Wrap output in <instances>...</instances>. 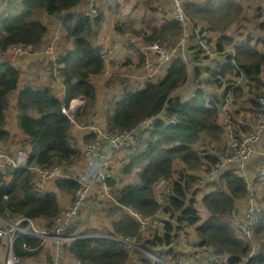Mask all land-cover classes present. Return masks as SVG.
<instances>
[{"label":"trees","instance_id":"trees-1","mask_svg":"<svg viewBox=\"0 0 264 264\" xmlns=\"http://www.w3.org/2000/svg\"><path fill=\"white\" fill-rule=\"evenodd\" d=\"M81 2L5 0L0 7V55L9 53L14 47L39 48L46 44L49 25L42 18L43 13L52 17L62 16L65 35L71 40V46L65 52L48 61L54 71L53 75L57 72L56 78L61 79L64 85L62 95L56 93L57 89L50 85H39L38 88L24 85L19 88L22 71L10 61H0V150L9 153L13 151V145H10L12 131L6 127V114L10 95L17 89L16 126L25 134L21 144L27 150L30 149L24 167L0 166V216L9 220L24 216L33 220L45 218L50 220L46 226L51 229V221L61 209L58 195L54 189H49L48 183L46 191L37 188L31 166H71L79 157L80 150L74 144L71 130L73 125L63 108L73 98L84 99V107L75 114L80 117L90 113L98 103L99 92L91 76L105 72L109 50L92 40V36L97 33L95 27L103 20L102 12L92 17L83 11H73ZM262 9L258 5L255 13L262 15ZM184 10L191 19L187 27L196 42L188 48L190 59L198 57L197 52L201 54L202 51L196 41L198 29L203 31L207 28L210 34L219 32L217 38L211 36L209 41L213 42L212 47L217 54L223 55L225 62L216 61L219 62L218 69L214 70V66L210 69L208 83L225 87V93L231 92L237 101L243 94H250L248 101L254 104L253 96L261 93L264 87V39L253 34L245 38L244 32H241V39L235 44L237 53L234 59L227 48V45L235 41L234 37L228 35V29L242 16L243 5L237 0H195L186 3ZM261 28L264 29V24ZM116 30L128 33L121 24L116 26ZM131 32L142 36L145 44L149 45L173 38L177 40L183 34L184 26L171 15L159 25L152 26L149 33L135 28ZM256 41L261 42L262 50L255 46ZM144 53L140 58L142 65L151 52L144 50ZM129 63L131 61L127 60ZM187 69L188 64L177 56L161 79H147L141 88L125 90L114 103V111L106 120L108 130L131 129L140 126L144 120L156 119L151 126L153 128L147 131L148 136L139 140L131 153L117 160L126 162L123 166L125 174L131 173L135 166L143 163L138 178L119 188L116 180H108L113 188V209L120 212L119 217L113 219L108 228L90 226L77 220L67 229L66 235L78 237L67 241L64 250L78 259L80 264H124L131 252L125 248L124 243L95 235L124 237L141 233L140 223L132 211L165 220L161 231H151L150 239L142 242V247L148 251H166L172 258L179 252L174 250L173 245L185 223L192 225L199 222L201 216L196 205L198 197H201V180L220 162L219 148L212 140L220 138L223 129L218 122L213 100L207 99V90L201 87L200 67L193 68L194 79L189 84L193 91L189 97H184L182 92L178 93L188 81ZM238 78L244 79L242 84L237 85ZM226 80L228 84L223 86ZM245 87L248 88L247 92ZM240 102H244L240 104L242 108L247 107L242 97ZM240 112L241 109L236 113ZM166 118L176 122L166 123ZM232 121L236 122L237 118L234 116ZM203 135L210 140H203L201 145L196 146ZM84 138L90 142L95 139V135L89 133ZM140 143L142 147H139ZM174 161L182 162V167H174ZM75 178L57 179L55 186L58 190L74 195L79 188V181ZM211 182L214 184H211V191L202 197L209 215L197 227L203 243L211 245L219 253L230 255L232 264H264V215L256 227L259 246L255 253L250 240L238 236L235 227L223 220L236 208L238 200L247 195L248 189L243 178L234 170H229L224 181L213 179ZM160 188L163 189L162 194H158ZM139 240H142V236ZM1 242L3 238H0ZM42 244L40 238L17 232L11 248L20 259H26L39 254ZM140 256L142 264H154L146 254L141 252ZM191 258L198 260L196 253H192ZM244 258L248 260L242 262Z\"/></svg>","mask_w":264,"mask_h":264},{"label":"rangeland","instance_id":"rangeland-1","mask_svg":"<svg viewBox=\"0 0 264 264\" xmlns=\"http://www.w3.org/2000/svg\"><path fill=\"white\" fill-rule=\"evenodd\" d=\"M238 2L243 5V14L240 18H242L239 22L238 19L237 22H234L230 28L228 29V35L235 38V41L232 42V44L229 46L227 45V48L231 51V55H235L237 53V49L235 47V44L241 39L239 38V34L241 32H244L245 38H247L250 35H255L256 37H262L264 39V29L261 28V25L264 24V0H237ZM5 0H0V7L4 5ZM152 6V8L150 7ZM259 6H261L262 9V15H259L255 13V9ZM99 11L102 12L103 20L98 23V26L95 27V30H97V33L92 36V40L96 44H100L104 49L109 50V52L106 54V69L105 72L99 75L91 76L92 80L95 82V86L98 89V103L94 106L93 110L88 114H82L80 117H77L75 114L77 112H80L82 108L84 107L85 101L84 99L78 98V99H71L70 103L76 102V111L74 115L71 118H75L74 123H72V133L74 136L79 134V130H75V128H82L83 133L85 136L89 133H95L93 131V124L96 126H100L103 128V130L107 131L106 126V120L110 113L114 111L113 106L114 103L122 96V93L125 90H136L138 88H141L144 84V81L147 79L158 81V79L164 75H160L158 77H148L147 72L145 70V66L142 67V62L140 61L141 54L144 53V50H146V47L148 46L145 44L144 39L142 36H139L133 32H131V29H142L143 32L149 33L152 29V26L159 25L160 24V18L163 17L161 20L162 22L166 19L165 17L171 16L173 14L171 1L169 0H103L101 2V6L99 8ZM255 14V15H254ZM174 15V14H173ZM62 17V16H61ZM61 17H50L46 13L42 14V18L44 21L49 25V32L46 36V44L44 43L39 48L34 47H26L24 49H14L11 50L9 53L5 55H0V61H10L13 63L14 66H16L18 69L22 71V80L21 85L19 88L24 87V85H32L34 87H37L39 85L41 86H48L50 85L54 89H57L58 94H64V85L61 82V79L56 78L58 75L50 68L48 61L56 59L59 53L65 52L68 47L71 46V40L65 35V30L62 27L61 23ZM151 17H154L153 19ZM248 22V23H247ZM121 24L125 32H128L126 34L120 33L116 30V26ZM205 24V23H204ZM190 33V39L188 41V45H195V39L191 37V31L188 29ZM210 33V32H209ZM222 33V32H221ZM210 36L208 39L211 38V36H217L219 35V32L215 34H209ZM165 44L166 49H170L174 47V38L163 41ZM211 46H213V42H211ZM229 46V47H228ZM255 46L262 50V44L259 41L255 42ZM203 47V46H202ZM203 52H205V49L201 51V54H199L198 57L190 59L189 55L186 56L184 61L188 64V81L183 85L179 90L178 93L182 92L184 97H189L190 93L193 91V89L190 91L189 84L194 79V70L195 67L201 68V80L202 85L201 87L205 88L207 90V99L210 100L212 96H215L216 93H224L226 90L225 87H218L216 85H212L208 83L209 75H210V69L213 66H217L219 62L222 63L225 62V59L222 54H217L218 57L215 55H210L205 52L204 56H202ZM151 59L154 60V56L150 55L148 56ZM147 58V57H146ZM145 58V59H146ZM144 59V55H143ZM127 60H130L131 63L127 64ZM145 65V63H144ZM229 76V75H228ZM233 76V75H232ZM110 78V81L108 80ZM144 78V79H143ZM160 78V79H161ZM242 82V78L238 79ZM225 83V84H224ZM223 83V86H226L228 84V81L226 80ZM245 85V83H244ZM247 89L245 87V92H247ZM19 89L16 90L18 93ZM17 93H14V96L10 95V105L8 108V113L6 114V127L9 128L12 131V136H14L15 144L12 147V152L10 155L13 157V155L20 151H27L26 147L23 146L21 143L24 142L25 134L24 132L16 126V116L18 113V110L15 106L16 103V95ZM176 94V93H174ZM173 94V95H174ZM243 97H246V94L242 95ZM78 101V102H77ZM238 106V105H237ZM236 106V107H237ZM235 108L233 106L230 111H232ZM67 111V109H66ZM67 116L69 117L68 113ZM164 117V116H163ZM70 119V117H69ZM167 119V118H166ZM168 120V119H167ZM228 119H224L222 121H219L221 125L226 124ZM89 128H92L90 131ZM14 130V131H13ZM73 136L74 144L76 146H79V150L83 151L81 152V163L83 164V167L81 168H75L76 171V177L75 179H80L79 173L82 176L83 171L86 167L87 157L85 155V152L87 150V147L90 143H87L85 138L83 139L85 143L83 145H80L76 138ZM148 136V135H147ZM208 137L206 135H203L200 140L196 143L197 145H201L203 140H207ZM209 140V139H208ZM21 145V146H20ZM143 145L140 143L139 147H142ZM82 149V150H81ZM113 149H115L113 147ZM20 150V151H17ZM30 152V149H28ZM1 151V150H0ZM127 153V150H123L121 152V148H118V150L110 155V162L109 164V170L111 167H113L114 163L117 162V160H120L123 158V156ZM20 156V155H19ZM126 162L120 161L119 166L121 168V171L117 173L114 178L116 179L117 187H123L125 184L135 181L138 178V172L142 169L143 163L138 164L134 167L133 171L129 174H125L123 171V166ZM174 167L179 168L182 167V162L180 163L177 161H174ZM72 167L70 165L63 166L61 170L58 172V176L54 179L56 181L57 179H68L67 173H70V170ZM214 185V184H213ZM100 183L95 182L94 185L90 186V193L85 199L84 206H81L80 213L71 221V224L74 223L77 220H82L83 224L88 223L90 226L94 227H110L111 221L115 218L119 217V211L114 210V198H113V188L109 187L108 194L103 193L100 198H98V194H96V191L99 189ZM116 188V186H114ZM163 189L158 190V194H162ZM262 194H264V183L262 184ZM206 191L202 190L201 196L203 197ZM71 195V194H70ZM76 199V193L74 195H71V201L70 203L64 208L65 210H68L72 204L74 203ZM58 201L60 204V200L58 197ZM196 208L199 211V214L201 216V219L199 222L195 223L192 226H187L185 230H181L179 232V235L177 236V240L174 241L173 248L174 250L179 251V249H184L183 246V240L187 244H195L202 241L201 235L197 232V227L202 224L204 219L209 215L208 210L203 205L202 202H200V197H198V203L196 205ZM1 221L3 222L6 229L11 227V221L1 218ZM70 224V225H71ZM232 226L235 227L237 235L242 237V234L239 229L236 228V225L234 222H232ZM154 229H157V232H160V228H153L150 226L146 232H142V240H139V243L137 242L136 246L128 247L127 248H133L129 249L131 252H129V257L127 260H125L124 264H142L140 253H144L147 256L152 259L154 264H157L160 262L162 264H171L174 262L176 257L172 258L166 251H160L158 249H152L151 251H148V249L142 247V242H144L146 239H150L151 231ZM66 234V233H65ZM152 235V234H151ZM95 236L100 237H107L109 235L105 234H96ZM42 240L49 239L44 237H37ZM64 239L62 237L58 241H61ZM53 240V239H52ZM67 240H71V238H66L64 242ZM251 243L250 245L253 247V249L257 248L259 246V240H257L256 234L252 235V238H250ZM56 242L55 240H53ZM195 248V247H194ZM201 249V248H200ZM154 252V253H153ZM253 253H255V250H253ZM156 255L155 258L152 257V255ZM63 258V252L54 255V260L58 257ZM160 257H162V261L160 260ZM53 260V261H54ZM245 261V259L243 260ZM242 261V262H243ZM167 262V263H166Z\"/></svg>","mask_w":264,"mask_h":264},{"label":"built area","instance_id":"built-area-1","mask_svg":"<svg viewBox=\"0 0 264 264\" xmlns=\"http://www.w3.org/2000/svg\"><path fill=\"white\" fill-rule=\"evenodd\" d=\"M102 1L103 0H87L84 13L92 17L98 16L100 14L98 6H100ZM170 1L173 14L181 21L184 26V32L177 40H174L175 46L170 49L164 47L165 44L163 41L160 43L157 41L146 47V50H150V55L154 56V60L147 57L144 61L145 65L144 63L142 65V67L145 66L148 77H157L162 74L170 66L175 57L182 56L185 58L188 56L189 45L187 43L190 39V33L187 26H189L191 19L185 13L184 7L187 2L195 0ZM209 34L207 28L203 31L198 29L196 41L201 47L203 46L202 50L204 48L206 53L216 55L217 52L211 46V42L208 39ZM14 49L24 48L14 47L12 50ZM205 52L203 53L205 54ZM235 57L234 55L233 59ZM263 93L264 87L261 93H256L253 96L254 104L249 103L246 108H242L239 104L234 103L231 92H229V94L216 93L215 96H212L218 110L219 121L226 118L228 121L226 124L221 125L223 128L221 137L215 139L216 141L211 139L214 144L217 143L216 145L219 148L218 156L220 162L218 165L211 168L208 176L205 175L207 177L201 180L200 185L202 190L208 192L211 184H213L211 180L217 179L224 181L226 173L229 170H234L243 178L248 189L247 195L244 199L237 202L236 208L226 217V220L230 225L234 222L236 228L240 230L242 237H246L249 240L256 231L260 216L264 213V194L261 193L262 184L264 183V146L262 145L264 141ZM215 98H217V100H215ZM76 106L77 104L75 102L71 104L70 108H63V111L68 113L72 121H74V117L71 118L74 115L73 108L76 110ZM233 106H235V108L230 111ZM240 109L241 112L237 114L236 112ZM234 116L237 118L236 122L232 121ZM155 119L156 118L144 120L141 122L140 126L122 131H106L103 130L102 127L93 124L95 139L89 142L90 144L85 152L87 157L86 172L78 179L80 184L75 192L76 199L68 210H65V207L60 209L59 213L51 221V229L46 227V230H40L35 227L33 219L26 216L20 217L14 222L11 221V227L6 229L1 221L2 217H0V238L8 239L9 252L6 264H18L19 262V257L15 255L11 249L12 242L17 232L30 236L52 238L58 245V254L62 253L63 241L68 238L65 233L72 225L71 221L80 213L81 206H84L85 199L90 193V186L92 187L95 182L100 183V187L96 191L98 198H100L103 193L108 194L109 192L110 184L108 180L111 179L119 169L117 167V162H115L113 167L109 170L108 162L111 160L110 155L114 154L118 148H121V151L134 148L139 140L147 134V131L151 129ZM168 121L175 120L168 119ZM89 129L90 131L92 130V128ZM113 147L115 149H113ZM27 158L28 151H20L17 155L15 153L13 157L7 151H0V165L2 167L8 165L22 166L25 164ZM251 162H254V168L249 166ZM62 168L63 166L61 165H54L48 168H36L35 185L37 188H46L47 183L54 181L58 176L59 170ZM73 176L72 172L67 173L68 178ZM161 183H163V181H161ZM132 213L140 223L141 233L133 236L126 235L124 237L110 236V239L123 242L126 248L127 246H136L137 242L139 243L142 232H146L150 226L161 229L165 222L161 217L152 218L150 216H142L134 211H132ZM24 221L27 222V225H23ZM47 222H50V220ZM62 237H64V239L58 241ZM70 237L72 238L73 236ZM183 246L184 249H179L176 259L171 264H232L230 255L219 253L210 245L203 243L187 244L183 240ZM192 253H196L198 260L191 258ZM152 257L155 258L156 255H152ZM160 260L162 261L161 258ZM53 264H62L61 256L55 259ZM160 264L162 263L160 262Z\"/></svg>","mask_w":264,"mask_h":264},{"label":"crops","instance_id":"crops-1","mask_svg":"<svg viewBox=\"0 0 264 264\" xmlns=\"http://www.w3.org/2000/svg\"><path fill=\"white\" fill-rule=\"evenodd\" d=\"M100 6H101V4H100ZM84 8H85V0H82V2L77 7H75L73 9V11H83ZM164 18H165V16H164ZM162 19H163V17L160 18V23H162V21H161ZM262 48H263V46H262ZM214 68H215L214 70L218 69V65L214 66ZM262 79L264 81V65L262 68ZM14 93H17V92L14 91L11 94V96L12 95L14 96ZM75 130L80 131L79 134H77L75 136L76 141L80 145H83L85 143L83 140L85 135L82 134L83 129L82 128H75ZM14 144H15V139H14V136H12L11 141H10V145H14ZM48 187H49V189H54L57 192V195H58L59 200H60L61 208L66 207L70 203L71 195L69 193L62 191V190H58L55 186V183H52V182H48ZM47 221L48 220L45 218H38L35 220V223L39 229H45L47 227L46 226ZM6 246H7V248H6ZM8 250H9V248L7 245V240L5 238H3V242L0 243V264L5 263V259H6L7 254H8ZM255 250H257V248ZM55 253H57L55 242L49 238V239L43 240L42 250L39 252V254H37L36 256L30 257V258L21 259L19 264H52L53 260H54ZM62 261H63V264H80L79 260L76 259L75 257H73L71 254H69L67 251H65L63 253Z\"/></svg>","mask_w":264,"mask_h":264},{"label":"clouds","instance_id":"clouds-1","mask_svg":"<svg viewBox=\"0 0 264 264\" xmlns=\"http://www.w3.org/2000/svg\"><path fill=\"white\" fill-rule=\"evenodd\" d=\"M191 2V1H190ZM188 3V2H187ZM172 6V5H171ZM85 8H86V6H85ZM85 8H84V10H85ZM98 8H100V6H98ZM84 10H83V12H84ZM99 13H100V11H99ZM173 15V14H172ZM174 16V15H173ZM175 17V16H174ZM166 18V17H165ZM176 18V17H175ZM210 36V35H209ZM217 55V54H216ZM215 55V56H216ZM235 56H236V54H235ZM232 57H234V55H232ZM174 60V59H173ZM173 62V61H172ZM171 65V64H170ZM170 67V66H169ZM168 67V68H169ZM168 68L162 73V74H160L161 76L162 75H164L165 73H166V71L168 70ZM159 75V76H160ZM238 79H240V78H238ZM238 79H237V85H239V84H242V82H243V80L244 79H242V82L241 83H239L240 81H238ZM191 90V89H190ZM221 94H225V91H224V93H221ZM231 97L233 98V101H234V103L236 102L237 104H241V103H244V102H240V99H241V97H242V99H243V101H245V103L246 104H249L250 102L248 101V99L251 97V95L250 94H246V97H243V96H241L240 98H239V100L237 101V100H235V98H234V95L233 94H231ZM74 99H78V98H74ZM213 100V105L215 106V103H214V99H213V97L210 99V101H212ZM215 100H217V98H215ZM78 102V101H77ZM75 103V102H74ZM72 104V103H71ZM71 104H69L68 106H65V108H70L71 107ZM216 107V106H215ZM216 109H217V107H216ZM76 111V110H75ZM75 111H73V114L75 113ZM64 112V111H63ZM217 112H218V110H217ZM65 113V112H64ZM66 115H67V113H65ZM71 120V119H70ZM74 120H75V118H74ZM71 122L72 123H74V121H72L71 120ZM174 122H176V121H168V120H166V123H174ZM218 122H219V115H218ZM220 124V123H219ZM220 126H221V124H220ZM153 127H151V129H152ZM150 129V130H151ZM221 129H223L222 128V126H221ZM107 130H108V128H107ZM90 134H93V133H90ZM147 135V134H146ZM202 137V136H201ZM200 137V138H201ZM144 138V137H143ZM200 138H199V140H200ZM209 140H210V138H208ZM87 143H89V142H87ZM139 143V142H138ZM138 143L136 144V145H138ZM217 144V143H216ZM85 145H86V143H85ZM262 145L264 146V141L262 142ZM78 148H79V146H77ZM136 147V146H135ZM135 147L134 148H129V149H125V150H127V153L125 154V155H127V154H129V153H131L134 149H135ZM27 150V149H26ZM82 150V149H81ZM28 151V150H27ZM81 152L82 151H80V155H79V157L78 158H76L75 160H74V163L71 165V167H72V169L70 170V172H72L73 173V175H74V177H76L75 175H76V171L74 170L75 168H81V167H83V164L80 162L81 161V159H80V157H81ZM122 152V151H121ZM29 153L30 152H28V156H29ZM124 155V156H125ZM28 159V158H27ZM120 162V161H119ZM119 162H117V167L119 168L117 171H116V173L114 174V176L117 174V173H119L120 171H121V168H120V166H119ZM26 163H27V160L25 161V164L24 165H22V166H15V165H8V166H5V167H2L1 165V167L2 168H7V167H10V166H13V167H24L25 165H26ZM251 168H254V166H255V164L254 165H249ZM36 168H40V167H38V166H31V169L33 170V172H34V174H35V169ZM86 172V167H85V169H84V171L82 172L83 174ZM79 176H81L80 175V173H79ZM114 176L111 178V179H109V180H116L115 178H114ZM77 178V177H76ZM79 181V180H78ZM52 183H55V181H51ZM117 182V181H116ZM80 184V183H79ZM48 188H47V185H46V188H44V189H42V191H46ZM211 186H210V190L208 191V192H210L211 191ZM208 192H206V193H208ZM203 198H202V196L200 197V202H202L203 203ZM198 201V200H197ZM240 200H238V202H239ZM204 205V204H203ZM264 215V213L260 216V219H259V221L261 220V218H262V216ZM0 217H2V218H5V217H3V216H0ZM5 219H7V218H5ZM18 219V218H17ZM135 219H137L136 217H135ZM201 219V218H200ZM7 220H9V219H7ZM224 221H226V222H228L227 220H226V217L223 219ZM9 221H12V222H14L15 220H9ZM34 222V225H35V227H37L38 228V226L36 225V223H35V220H33ZM24 222H26V221H24ZM76 222V221H75ZM27 223V222H26ZM48 223V222H47ZM73 224V223H72ZM258 224H259V222L257 223V228H258ZM24 225V224H23ZM27 225V224H26ZM192 225H194V224H192ZM192 225H189L188 224V222H186L185 223V225L183 226V228H182V230L184 231L185 230V228L187 227V226H192ZM47 228H45V230H46ZM40 230H43V229H40ZM256 232V231H255ZM255 234V233H254ZM30 236V235H29ZM68 236V235H67ZM73 237L71 238L70 236H68L69 238H71V239H73V238H76V237H78V235H72ZM110 236H112V235H109V236H107L106 237V239H109V240H114V239H110ZM33 237H39V236H33ZM105 238V237H104ZM6 240H7V245H8V239L7 238H5ZM50 239H52V238H50ZM44 240H46V239H44ZM14 241V240H13ZM67 241H70V240H67ZM66 241V242H67ZM116 241H118V240H116ZM66 242H64L63 243V253L65 252V250H64V244L66 243ZM119 242H121V241H119ZM13 243V242H12ZM199 243H203V241H201V242H199ZM251 243V242H250ZM203 244H206V243H203ZM55 245H56V249L58 248V245H57V243L55 242ZM207 245H209V244H207ZM211 246V245H210ZM12 247V246H11ZM126 248V247H125ZM12 249V248H11ZM127 249H129V248H127ZM256 249V248H255ZM255 249H253V250H255ZM256 251V250H255ZM8 252H9V250H8ZM154 253V252H153ZM56 254H58V250H57V253ZM155 255V254H154ZM7 257H8V254H7ZM7 257H6V259H5V263L4 264H6V260H7ZM245 259V262L248 260V258H244ZM20 258H19V262H20ZM61 260H62V257H61ZM19 262H18V264H19ZM54 262V261H53ZM53 264V263H52ZM62 264H63V261H62Z\"/></svg>","mask_w":264,"mask_h":264},{"label":"water","instance_id":"water-1","mask_svg":"<svg viewBox=\"0 0 264 264\" xmlns=\"http://www.w3.org/2000/svg\"><path fill=\"white\" fill-rule=\"evenodd\" d=\"M251 164L254 165V162H251L250 165H251Z\"/></svg>","mask_w":264,"mask_h":264},{"label":"bare ground","instance_id":"bare-ground-1","mask_svg":"<svg viewBox=\"0 0 264 264\" xmlns=\"http://www.w3.org/2000/svg\"><path fill=\"white\" fill-rule=\"evenodd\" d=\"M144 54H145V53H144ZM83 175H84V174H83ZM67 233H68V232H67ZM67 233H66V234H67Z\"/></svg>","mask_w":264,"mask_h":264}]
</instances>
